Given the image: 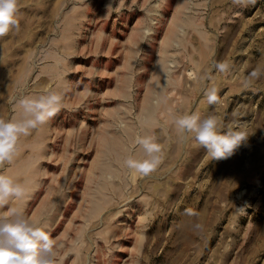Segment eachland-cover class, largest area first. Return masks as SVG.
Instances as JSON below:
<instances>
[{
    "label": "rangeland",
    "instance_id": "374dc122",
    "mask_svg": "<svg viewBox=\"0 0 264 264\" xmlns=\"http://www.w3.org/2000/svg\"><path fill=\"white\" fill-rule=\"evenodd\" d=\"M17 18L0 38V117L49 90L64 106L0 174L29 186L9 207L50 234L57 264H264V74L248 80L264 73V0H18ZM193 111L247 139L210 160L175 131ZM137 135L162 147L148 176L124 164L144 156ZM16 243L0 234V247Z\"/></svg>",
    "mask_w": 264,
    "mask_h": 264
},
{
    "label": "clouds",
    "instance_id": "9594fccd",
    "mask_svg": "<svg viewBox=\"0 0 264 264\" xmlns=\"http://www.w3.org/2000/svg\"><path fill=\"white\" fill-rule=\"evenodd\" d=\"M256 0H231L239 8H247ZM111 7V6H109ZM18 0H0V38L13 30H19ZM212 70L227 73L231 65L227 61L214 62ZM161 71H163L161 67ZM262 73L253 70L248 80L258 79ZM203 79L211 80V71ZM247 86V83L245 84ZM218 88L207 87L204 96L209 105L219 102ZM64 93L47 91L39 95H24L15 99L19 108V116L4 119L0 117V168L10 165L18 153V143L21 137L28 136L54 118L63 108ZM173 125L181 142L192 139L199 147L206 150L209 159H227L234 154L248 134L244 131L228 127L224 130L221 120L214 114L202 117L198 112H185L177 115ZM135 143L142 149L143 158L137 159L129 155L124 164L130 172L141 176H148L155 172L162 163V147L154 135H137ZM30 193L26 182L22 183L11 176L0 174V209H5L11 215H0V234L14 236L15 246L0 247V255L7 257L4 264H57L55 240L42 227L32 223L19 208H10V201L25 200ZM184 214L197 217L199 214L192 208H186ZM194 231L201 232L204 225L195 222ZM20 237H26L21 240ZM24 243L30 246L23 247Z\"/></svg>",
    "mask_w": 264,
    "mask_h": 264
},
{
    "label": "snow or ice",
    "instance_id": "6c2138e0",
    "mask_svg": "<svg viewBox=\"0 0 264 264\" xmlns=\"http://www.w3.org/2000/svg\"><path fill=\"white\" fill-rule=\"evenodd\" d=\"M5 256L0 255V264H4Z\"/></svg>",
    "mask_w": 264,
    "mask_h": 264
}]
</instances>
